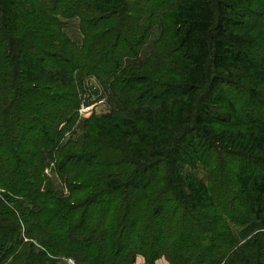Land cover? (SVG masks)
I'll return each mask as SVG.
<instances>
[{"label":"trees","instance_id":"1","mask_svg":"<svg viewBox=\"0 0 264 264\" xmlns=\"http://www.w3.org/2000/svg\"><path fill=\"white\" fill-rule=\"evenodd\" d=\"M259 5L0 0V264H264ZM84 76L110 111L61 144Z\"/></svg>","mask_w":264,"mask_h":264},{"label":"rangeland","instance_id":"2","mask_svg":"<svg viewBox=\"0 0 264 264\" xmlns=\"http://www.w3.org/2000/svg\"><path fill=\"white\" fill-rule=\"evenodd\" d=\"M257 10L263 11L264 8L259 5L257 7ZM64 22V31L68 35V37L73 40L77 45L81 44L82 41V34L80 32V26H79V18L72 17L68 19H63ZM255 20H251L249 23L254 22ZM264 23V20H262ZM158 34V30L156 27L153 28V31L151 32V35L149 37V41L143 46L142 53H148L151 50L152 47V39L156 38ZM77 89L79 91V109L75 112L74 119L70 120L68 122H64L60 126V138L59 143H63L65 140H67L70 136H74L73 133H81L82 123L84 120L89 119L92 116H99L103 114H108L110 111V108L106 104V93L103 87L100 85V83L93 77L84 76L82 78L77 79ZM247 105V102L243 105L245 107ZM79 126V127H78ZM219 162L218 159L215 157L213 159L214 165H217L216 163ZM230 168V166H228ZM50 169L46 173L47 178L52 183L58 184L59 179L57 177V174L55 172V158L52 157L50 159ZM60 184V183H59ZM58 184V186H59ZM64 186V185H63ZM61 189V188H59ZM257 222L253 221L249 224L247 228H243L244 226L241 225H234L233 230L235 233L243 240L245 236L248 234H251L254 229L257 227ZM239 238V239H240ZM37 250V248H36ZM144 263V257L141 255L137 256V260L135 261V264H143ZM60 264H64L63 260H61ZM155 264H169L165 258L161 257L158 260H156Z\"/></svg>","mask_w":264,"mask_h":264},{"label":"built area","instance_id":"3","mask_svg":"<svg viewBox=\"0 0 264 264\" xmlns=\"http://www.w3.org/2000/svg\"><path fill=\"white\" fill-rule=\"evenodd\" d=\"M49 167L47 169H45V173L48 172V170L50 169ZM61 260H63L64 264H83V263L77 262L75 259H73L71 257H63Z\"/></svg>","mask_w":264,"mask_h":264},{"label":"crops","instance_id":"4","mask_svg":"<svg viewBox=\"0 0 264 264\" xmlns=\"http://www.w3.org/2000/svg\"><path fill=\"white\" fill-rule=\"evenodd\" d=\"M136 260H137V257H136ZM136 260H135V261H136ZM134 264H135V263H134ZM143 264H144V263H143Z\"/></svg>","mask_w":264,"mask_h":264}]
</instances>
